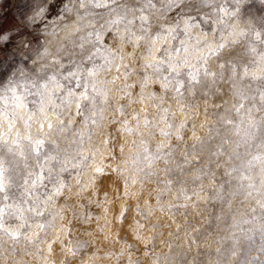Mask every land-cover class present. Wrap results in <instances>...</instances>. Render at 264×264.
Segmentation results:
<instances>
[{
  "label": "clouds",
  "instance_id": "clouds-1",
  "mask_svg": "<svg viewBox=\"0 0 264 264\" xmlns=\"http://www.w3.org/2000/svg\"><path fill=\"white\" fill-rule=\"evenodd\" d=\"M0 264H264V0H0Z\"/></svg>",
  "mask_w": 264,
  "mask_h": 264
}]
</instances>
